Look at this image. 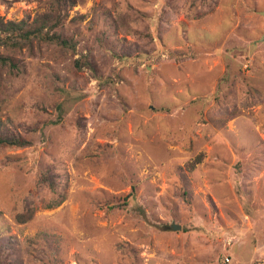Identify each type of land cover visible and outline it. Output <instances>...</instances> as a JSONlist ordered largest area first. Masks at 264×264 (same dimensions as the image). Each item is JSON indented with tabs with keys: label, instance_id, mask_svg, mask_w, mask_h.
<instances>
[{
	"label": "rangeland",
	"instance_id": "1",
	"mask_svg": "<svg viewBox=\"0 0 264 264\" xmlns=\"http://www.w3.org/2000/svg\"><path fill=\"white\" fill-rule=\"evenodd\" d=\"M66 3L0 45V264H264V0Z\"/></svg>",
	"mask_w": 264,
	"mask_h": 264
},
{
	"label": "trees",
	"instance_id": "2",
	"mask_svg": "<svg viewBox=\"0 0 264 264\" xmlns=\"http://www.w3.org/2000/svg\"><path fill=\"white\" fill-rule=\"evenodd\" d=\"M67 0H53L51 9L36 16L32 21L28 19L21 20H7L4 21L0 17V45L7 47L22 48L29 46L34 40L40 39L57 43L65 48L75 50L76 45L63 37L58 31L64 20L62 10L65 9ZM0 64L15 66L11 59L7 56L0 55ZM76 64L78 67H89L95 70V66L88 56L80 57ZM30 143V140L25 138L20 133L12 132L10 130H0V146H25ZM41 181L47 183L50 187H55V180L53 178L52 170L46 168L41 173ZM65 200L54 199L48 204V207H56Z\"/></svg>",
	"mask_w": 264,
	"mask_h": 264
},
{
	"label": "water",
	"instance_id": "3",
	"mask_svg": "<svg viewBox=\"0 0 264 264\" xmlns=\"http://www.w3.org/2000/svg\"><path fill=\"white\" fill-rule=\"evenodd\" d=\"M173 228L178 229V228H180V225H176V224H174V225H173Z\"/></svg>",
	"mask_w": 264,
	"mask_h": 264
}]
</instances>
